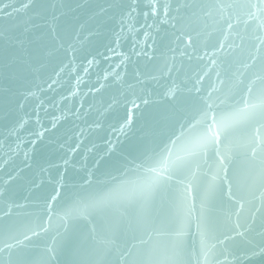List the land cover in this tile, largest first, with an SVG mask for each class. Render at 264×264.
Returning a JSON list of instances; mask_svg holds the SVG:
<instances>
[{
    "label": "snow or ice",
    "instance_id": "snow-or-ice-1",
    "mask_svg": "<svg viewBox=\"0 0 264 264\" xmlns=\"http://www.w3.org/2000/svg\"><path fill=\"white\" fill-rule=\"evenodd\" d=\"M180 7L189 10L187 17L174 16L164 0H74V6L73 0H23L20 8L0 2V13L7 18L0 26V170L8 169L20 151L24 156V168L5 172L7 179L0 182V201L7 207L0 209V264H264V0H207ZM21 9L29 13L27 19L13 22V12ZM214 11L221 33L227 28L242 42L217 39L205 44L212 51L201 54L200 33L190 23ZM173 20L183 24L177 39L193 47L200 72L193 77L162 54L155 70L171 84L158 94L159 100L135 96L126 101L127 115L112 129L115 138L109 133L104 155L95 160V166L102 161L108 165V179H94L89 170L87 178L79 177L82 183L72 182L67 175L72 157L87 134L104 129L101 117L119 100L113 96L104 112L81 127L75 122L84 120L93 105L85 108L82 98L75 108L62 106L78 94L84 83L80 74L74 76V89L59 100L45 93L54 90L62 74L73 76L77 61L85 62L79 65L83 74L100 63L89 47L102 37L106 22L120 26L114 33L116 47L105 46L111 55L104 59L109 60L121 55L125 28L142 32L147 41L158 23ZM241 28L251 36L247 46ZM119 68L118 63L104 70L98 86L84 95L106 86L119 94ZM207 68L216 77L210 88L203 86L206 77L211 79ZM136 112L144 122L133 132ZM65 121L73 127L61 134ZM129 133L135 139L118 150L121 137L128 139ZM45 143L65 150L62 163L47 160L33 169V154ZM94 148L86 147V152ZM241 157L250 178L243 189L236 171ZM18 180L29 186L26 203L13 198L12 185ZM114 181H119L117 188L130 190L127 200L112 202L89 191L93 184ZM45 183L52 185L51 192L43 191ZM88 217L91 227L76 226ZM55 220L63 231L50 235Z\"/></svg>",
    "mask_w": 264,
    "mask_h": 264
},
{
    "label": "water",
    "instance_id": "water-1",
    "mask_svg": "<svg viewBox=\"0 0 264 264\" xmlns=\"http://www.w3.org/2000/svg\"><path fill=\"white\" fill-rule=\"evenodd\" d=\"M0 2H7L15 8H20L23 0H0ZM89 2L93 4L103 3L104 0H89ZM164 2L172 5V14L174 16H178L179 18L187 17V15H189V10L180 7L181 5L207 2V0H164ZM177 8H179V12L176 11ZM8 11H12V9L10 8ZM237 11L240 10L238 9ZM28 15L29 13L26 10L21 9L19 13L13 12L12 21L22 24L23 21L27 19ZM6 19L7 18L0 13V26L5 24ZM219 19V15H217L215 11L212 16L200 14L198 17H194L192 19L190 29L200 33L197 37V40L199 41L197 46L201 54L205 50L212 51L211 47L205 49V44H214L217 39L224 42L235 40L237 44L242 42L234 32H231L227 28H224L223 33H221L220 29L223 27L222 22H216ZM142 22L143 21L141 19L140 23ZM129 23L135 24L136 27L139 26V24H136L135 21H129ZM172 24H175L176 27L173 28ZM182 27L183 24L177 23L176 20L170 21L169 24L158 23L155 29L150 30L152 38L147 41L144 40L142 32L137 33L125 28L118 46V51L121 55L112 56L111 59L105 60L104 56L111 55L107 52V47H116V44L114 43V33L120 32V26L117 21H108L106 22L104 28L101 29L102 37L95 40L89 47V51H91L93 55H96V58L100 61V63L93 66L88 74H83L79 65H82L85 62L83 60L77 61L78 67L74 71L73 76L69 77L62 74L58 83L54 85V90L45 93V96L51 100H59L61 96L67 95L70 90L74 89V76L76 74H80L84 83L79 86L78 94L75 97H72L69 101H65L62 106L66 108H75L79 106L82 98L85 108H88L89 104L93 105V111L85 116L84 120L75 122L81 127H87V123H91V121L97 117L98 112H104L107 103L111 102L113 96H116L119 100V103L114 104L113 108L108 112H104V115L101 117L104 123V129L102 131H93L90 134H87L84 146H82L81 149L72 157L67 173V175L73 177L72 182L82 183L83 181H81L79 177L83 176L87 178L89 170L94 173V179H98L100 181L108 179V177L104 175L106 171L110 170L108 165L102 161L100 166H95V160L104 155L106 150L104 141L108 138L109 133H112V129L117 128L119 123L126 117L127 107H129L126 101L135 98V96H150L153 100H159L160 95L158 94L164 93L171 84V80H169L167 75L161 76L160 73L155 70L157 65L162 63V54L167 57L170 64L174 62L177 67L183 66L184 70L189 72L193 77H195L196 73L200 72L202 65L194 58L195 53L193 52V47L189 46L186 48L185 43H182L181 40L177 39V37L180 36V30ZM239 31L240 36L243 37L245 46H247V43L251 40V36L244 33L242 28ZM109 41L113 42L109 43ZM169 48L173 49V51H169ZM137 53H140V55H137ZM189 56H192L193 58L189 59ZM206 62L207 61H205V63ZM118 63L121 64V68L117 71H119L122 76L120 83L123 85L119 94L116 93L115 88L106 86V88L100 93L88 94L87 96L84 95V93L88 92L89 87L98 86L96 84L98 75L102 76L104 70H110V66H115ZM205 71L208 72L211 79L209 80L206 77L203 82V86L205 88H210V86L215 83L216 77L210 68L205 69ZM153 76H156L157 79H152ZM137 78H139L140 82H138ZM181 78L184 79V77ZM141 109L146 111L143 105L141 106ZM133 118V132H135L142 126L144 120L141 112L134 113ZM85 121H87V123H85ZM72 127V121H65L61 126V134H63L65 130L71 129ZM3 132L4 122L0 121V133ZM112 135L113 138H115V133H112ZM132 139H135L132 133H129L128 139H125L122 136L121 140L123 141V144L117 145L118 150L125 148ZM92 145H96V148L93 149L92 153H87L86 147H91ZM0 155H3V153L0 152ZM64 155L65 150L59 149L55 144L45 143L40 146L39 153L33 154V169L36 168V163H44L47 160H51L53 163H62L61 157ZM116 155L117 153L112 154L113 157ZM105 159L107 160L108 157ZM13 160L14 163L10 165L8 169L0 170V182H2L3 179H7L5 172L11 171L14 167L24 168L23 151H20L13 158ZM45 166L47 165L45 164ZM61 171H63V168H61ZM236 171L241 188H246L250 178L243 157L237 160ZM112 174L116 175L115 172ZM24 175L30 177L32 172L25 168ZM53 175H55V172H53ZM43 179L47 181L48 177L45 176ZM118 184L119 181H114L107 185L93 184L89 191L95 195L107 196L112 202L127 200L131 195L130 190L127 187L117 188L116 185ZM28 187L29 186L24 180H18L12 185V190L14 192L13 198L19 203H26L23 197L30 195ZM42 189L44 192H51L52 185L50 183H45L42 185ZM31 203L35 204L37 201L33 200ZM257 206H259L258 202ZM0 209L7 211L5 201H0ZM249 209H251V205L246 206L244 215L241 217L242 223L247 217ZM26 211L32 212L36 211V209L28 208ZM84 215L87 216V213L85 212ZM90 220L91 217L81 219L76 226L80 229L91 227L92 224L90 223ZM233 221H235V217H233ZM57 229L63 231L60 220H55L53 222L50 235H55Z\"/></svg>",
    "mask_w": 264,
    "mask_h": 264
}]
</instances>
